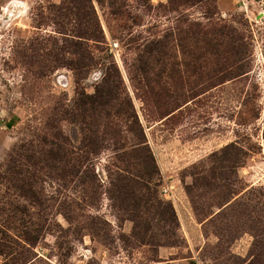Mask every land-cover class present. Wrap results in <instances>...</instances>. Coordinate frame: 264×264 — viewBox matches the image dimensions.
Wrapping results in <instances>:
<instances>
[{
    "label": "rangeland",
    "instance_id": "rangeland-1",
    "mask_svg": "<svg viewBox=\"0 0 264 264\" xmlns=\"http://www.w3.org/2000/svg\"><path fill=\"white\" fill-rule=\"evenodd\" d=\"M0 264H264V0H0Z\"/></svg>",
    "mask_w": 264,
    "mask_h": 264
},
{
    "label": "trees",
    "instance_id": "trees-1",
    "mask_svg": "<svg viewBox=\"0 0 264 264\" xmlns=\"http://www.w3.org/2000/svg\"><path fill=\"white\" fill-rule=\"evenodd\" d=\"M229 146H233V145L231 144ZM135 151H136L137 158L139 159L140 162H142L145 165L146 170H144L141 174L140 172H138V173L130 172L125 167H123L120 169L121 172L118 174V179L122 183L121 187H122L123 191L129 190L128 192H130V194H131V191H133L132 190L133 187H131L132 184H134L137 187H145V189H148L147 183L144 182L143 180L145 179V177L147 179L151 178L152 173H153L150 169L151 162H153V157H152L151 153L149 152V149L147 150V147H145V144H141V142H137L135 144ZM240 152H242V154L245 155V153L243 151L240 150ZM212 175H213V173H212ZM169 207H168L167 211L164 212L165 221L168 223H173L175 216L173 214V210H172L171 206H169Z\"/></svg>",
    "mask_w": 264,
    "mask_h": 264
}]
</instances>
